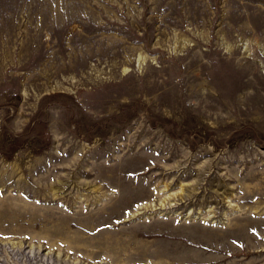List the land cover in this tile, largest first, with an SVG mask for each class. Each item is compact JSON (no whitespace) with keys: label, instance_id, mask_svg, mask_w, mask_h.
<instances>
[{"label":"rangeland","instance_id":"rangeland-1","mask_svg":"<svg viewBox=\"0 0 264 264\" xmlns=\"http://www.w3.org/2000/svg\"><path fill=\"white\" fill-rule=\"evenodd\" d=\"M0 264H264V0H0Z\"/></svg>","mask_w":264,"mask_h":264}]
</instances>
